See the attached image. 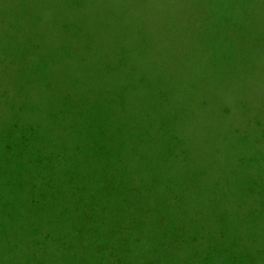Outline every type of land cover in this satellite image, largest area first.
Segmentation results:
<instances>
[{"label":"rangeland","instance_id":"rangeland-1","mask_svg":"<svg viewBox=\"0 0 264 264\" xmlns=\"http://www.w3.org/2000/svg\"><path fill=\"white\" fill-rule=\"evenodd\" d=\"M97 1L102 2L99 10H91L94 0H0V123H29L26 134L16 132L37 140L36 159L57 154L44 166L57 192L63 184L71 198L89 200V213L96 212L99 220L124 216L142 232L139 246L126 250L123 258L142 263L154 250L161 261L186 263L178 255L189 250L164 247L179 239V226L185 222L194 234L202 230L196 244L210 243L217 238L221 215L214 209L221 208L224 195L239 191L237 198H228L233 209L250 199L240 190L242 179L248 187L256 182L251 176L261 165L241 166L236 154L264 137V23L254 17L239 26L244 13L237 8L224 12L220 6L216 9L225 17L197 21L191 25L194 32L184 34L178 31L181 25L164 24L162 13L151 17L147 9L140 15L134 5L143 0ZM220 1L227 7L235 0ZM129 7L134 15L127 17ZM256 7L264 9V1ZM256 16L262 19L264 12ZM122 18L136 31L140 22H150L152 31L163 32L167 46L199 47L201 71L192 74L186 66L170 72L163 66L164 55L153 50L144 58L139 48L131 51L130 42H145L118 25H124ZM79 20L82 32L73 28ZM107 20L111 35L106 38L90 30ZM214 145L222 150L217 156ZM25 165L22 149L0 143V178L7 166L14 174ZM108 179L114 188L103 193ZM15 190L11 187L5 196ZM188 191L193 198L184 194ZM263 193L264 184H259L260 199ZM34 198L35 211L21 215L33 218V226L40 224L35 230L53 235L44 199ZM76 219L75 213L65 212L51 227H67ZM75 224L65 236L72 238ZM28 238L38 245L44 239L32 232ZM81 244L70 239L69 246L74 250ZM192 250L198 252L196 245Z\"/></svg>","mask_w":264,"mask_h":264},{"label":"trees","instance_id":"trees-1","mask_svg":"<svg viewBox=\"0 0 264 264\" xmlns=\"http://www.w3.org/2000/svg\"><path fill=\"white\" fill-rule=\"evenodd\" d=\"M148 1L143 0L142 2H136L134 5L140 11V15L147 9L150 11L151 17L152 14H154V17H157L162 13L166 19L164 20V24L181 25L182 27L178 31L184 34L193 33L194 29H192L191 25L197 21L203 22L208 20V18L214 20L216 16L225 17L223 12L216 9L220 6L223 7L222 10L224 12L229 8H237V12L240 9L244 13L242 17L239 15L240 21L237 23L239 26L247 20V23H250V20L254 17V22L258 21L259 24L264 23V17L259 19L256 16L260 14V11L264 12V9L256 7L264 0H253L254 6L248 5V0H235L233 4H229L227 7L220 0H217L214 8L212 3L216 2L215 0ZM161 2H164V5H161ZM100 3L102 5V2L97 0H94L92 6L90 3L91 10H99L98 5ZM246 6H248L247 9ZM111 8L112 4L109 6V11H111ZM131 15L133 16L134 12L129 7V10L126 11V16L129 17ZM110 17L113 19L115 14H110ZM156 20L161 22L160 19ZM123 22L124 25H118L126 29V32H130L131 29L132 33L140 36L145 42V44L139 41L137 43H135L136 41L130 42L129 48L131 51L132 49L134 51V48H139L144 58H147L148 54L153 50L158 52L159 55H164L167 62L163 63V66L170 72L182 69V67L185 68L186 66H189L188 70L192 74H198V71H201V64L197 62V57L201 55L199 47L197 48L195 45L194 48L190 49H177L175 45H171L170 47L165 44L162 31L155 32L151 30L150 22L147 25L143 24V21L140 22L141 25L137 27V31L125 19H123ZM81 25L82 23L79 20L77 24L73 25V28L76 31L82 32L83 27ZM94 29H96V36L99 35L102 38H106V35H111L108 20L104 25L91 28L90 30ZM208 51L207 48H204L203 53H208ZM187 56L192 57L194 63ZM249 66L255 68L251 63ZM157 70L158 68L153 67V72ZM17 129L23 131L22 134H26L29 129V123L19 126H12V122L2 121L0 123L1 145L6 148L9 146L18 150L22 149L25 162L27 163L23 169H19L14 174L10 173L9 166H7L0 178V181L5 182H0V264H107L108 259L110 264H132L131 260L133 259L123 258L125 256L124 252L134 245L139 246V239L141 236H144L142 232L133 228L124 216L113 217L112 220L108 218L99 220L96 212L89 213L91 211L89 200L77 197H72V199L70 197V190L63 184L59 185L57 192L53 185V179L47 177L45 174L47 172H44V166L56 158L57 154H53L49 160L36 159L38 151L41 149H39V146L36 148L37 140L31 135L22 139L17 134ZM3 134L5 135L4 137ZM237 142L241 143L242 140H237ZM6 143H8L7 146ZM262 143H264V137L261 141L249 145L250 147L242 155L241 151L239 154H236L237 156L235 155L236 163L241 166L246 165L249 168L252 163H258L261 166L257 170H254L256 173L251 176L256 181L254 186L250 185L248 187L245 178L242 179L240 190H244V198L245 195L247 198H250L247 200V203L235 204L232 209L228 198H237L239 195V191L234 190L224 195L227 198L224 197V203L219 204L221 208L214 209L216 215L221 214L217 218L214 230L217 238L211 239L210 243L202 241L201 244H196L194 238L197 236L202 238V230L194 234L190 228L184 226L185 222H183L181 224L183 226H179L178 229V233H180L179 239L174 237L164 246L175 252L181 251L182 253H186L189 250L186 256L178 255L183 258L182 262L188 264H264V198L260 199L259 195V184H264V166H262L264 165V149L262 148ZM214 150L216 156L222 151L220 145H214ZM5 170L12 174V176L9 177ZM23 172H27V174L23 175ZM256 184H258L257 187H255ZM24 185H26L25 190H23ZM11 187H15L16 190L7 198L5 193L8 194ZM109 187L113 189L114 184L108 179L104 185L103 193H107ZM22 191L23 195L20 194ZM92 191L97 192L94 188ZM184 194L190 198L194 196V193L191 191ZM34 196L44 199L43 206L47 212L46 224L53 231V235L52 233L48 235L40 230H35L40 224L33 226V218H31V223L30 218L21 215L22 211L26 213L35 211L33 201L36 199ZM53 196L56 197L54 205L51 202ZM187 196H185L186 199H188ZM9 199L13 201V204L10 203ZM131 199L135 200L134 198ZM196 199L200 204L204 200L199 195ZM65 212L75 213L77 216L76 221H73L67 227L63 225L60 228L56 226L51 227L54 223H60ZM73 224L75 226L73 227L72 238L71 234L65 236V234L69 233V226L71 228ZM64 228L67 229L65 233ZM239 230H243L245 234L240 236ZM30 232L36 233L37 237H44L41 244L38 245L36 239L28 238ZM61 232L64 233L63 236H61ZM171 232L175 234L173 231ZM58 236L60 239H58ZM165 236H169V234L167 233L162 237ZM188 237L193 239H189ZM70 239L79 241L82 244L73 250L69 246ZM194 245H196L198 250L195 254H193L192 250ZM147 253L149 254L148 258L142 260V263L136 262L135 264H144L147 261V264H151V260L153 259L157 260L153 264H171V262L159 260L154 250L147 251ZM172 264L177 263L174 262Z\"/></svg>","mask_w":264,"mask_h":264}]
</instances>
